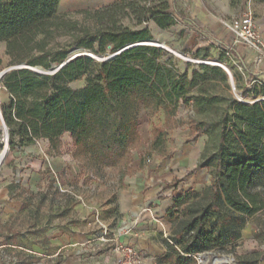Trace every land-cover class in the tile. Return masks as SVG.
Wrapping results in <instances>:
<instances>
[{"label": "trees", "instance_id": "1", "mask_svg": "<svg viewBox=\"0 0 264 264\" xmlns=\"http://www.w3.org/2000/svg\"><path fill=\"white\" fill-rule=\"evenodd\" d=\"M59 3L60 0H0V44H4L9 66L26 63L49 68L66 59L65 48H46L59 15ZM167 8L165 2L159 10L146 12L160 28H168L175 19L163 12ZM151 39L147 28L103 30L95 40L79 42L76 47L88 49L95 56L119 52L113 58L97 61L80 55L51 75L12 69L1 83L12 101L13 118L25 124L33 140H47L50 152L59 154L61 138L69 134L72 158L79 167L76 179L82 172L99 175L107 169L122 177L133 173L130 163L132 151L141 141V110L148 116L161 110L166 123L180 102L190 103L197 114L213 113L214 120L189 121L190 141L216 131L212 154L196 166L207 169L209 183L202 193L185 190L174 196L164 214V220L174 225V230L163 240L165 252L156 260L157 264H196L195 253L238 240L245 216L264 207V193L256 189L259 177H263L264 185V98L248 103L232 96L224 99L203 94V84L212 80L226 82V72L219 66L201 63L200 70L193 69L191 76L181 73L163 48L139 44ZM214 41L237 58L249 79L256 76L246 70L235 47ZM200 51L197 49L193 56H200ZM209 56L206 50L200 57ZM232 74L237 83V72L232 70ZM80 79L83 85L70 86ZM248 94L264 96V83L247 87L243 96ZM1 116L5 124L2 110ZM164 138L163 128L152 129L139 167L146 156L161 151ZM4 241L17 245L13 237H5ZM240 261L259 264L260 259Z\"/></svg>", "mask_w": 264, "mask_h": 264}, {"label": "rangeland", "instance_id": "2", "mask_svg": "<svg viewBox=\"0 0 264 264\" xmlns=\"http://www.w3.org/2000/svg\"><path fill=\"white\" fill-rule=\"evenodd\" d=\"M165 2H167L168 8L163 12L172 15L175 24L168 28H160L146 10L157 11ZM192 2L193 0H60L59 15L54 20L55 25L51 29L52 33L49 35L46 48L53 50L65 48L68 51L72 47H76L79 42L95 40L98 33L103 30L147 28L152 35V39L149 41L165 46L163 49L172 57L179 72L191 76V71L198 69V64L203 62H218L229 70L232 82L229 81L228 75L226 82L212 80L210 83L202 85L203 94L216 95L224 99L232 96L248 103L264 98V96L252 94L243 96L247 90L246 80L249 75L237 58L224 52L214 41L219 40L234 47L230 35L221 22L243 13L247 8L252 10L259 23H264V0H201L208 12L207 18L203 21L194 20V16L191 14ZM198 28L202 32L198 31ZM94 46L96 47V44ZM168 49L172 52H169ZM197 49H201L200 56L206 50L210 56L205 59L200 56L194 57L193 53ZM107 53L106 51L98 57H105ZM242 55L245 53L241 50ZM242 58L245 63V58ZM245 66L247 71L250 70V63H245ZM6 67H9L8 57L4 52V44L1 43L0 71ZM232 70L239 76L237 83ZM83 84V79H80L71 83L70 86L78 88ZM1 91L3 96H9L0 81ZM0 108L3 111L8 133V152L0 166V264H54L49 256L53 251L52 239L58 237V232L66 233L70 227L76 225L77 220L72 212V207L78 202V197L83 203L85 196H104L105 192H101L103 188L108 190L109 196H114L116 189L123 183L122 179L130 177L133 173L135 175L136 170H133L132 166L133 158L134 167L136 166L139 170L152 162L154 164L170 160L177 162L184 151L192 156L191 161L188 165L186 164L185 170H182L178 177H173L170 182L160 181L161 189L155 195L156 198L147 205L151 211L148 213L150 214L149 218L155 223L152 233L149 234L158 247V243L164 244L165 237L172 234L174 230V225L165 223V213H161L166 204L163 200L170 199L172 204L174 196L185 190L191 193L193 191L202 193L204 190V187L199 190L193 189L192 185L195 183L202 185L207 181L206 173H200L201 169L196 166L212 154L216 143V131L200 134L190 141L189 121H210L216 117L213 113L197 114L190 103L180 102L168 123L165 122L161 110L152 116H148L145 110H141L138 115V131L141 141L132 151L130 163L133 173L122 177L111 169H107L99 175H86L85 172H82L80 178L86 177L91 188L89 195L83 192L77 183L72 185L66 183L67 169L65 167L54 171L53 165L48 164L55 162L62 152L67 153L70 150L67 145L61 149L59 154H53L48 149L46 141L33 140L25 124L13 118L10 97H7L4 102L1 97ZM154 127L165 130L164 145L160 152H153L146 156L142 166L139 167V158L149 144ZM102 185L106 186L101 187ZM256 189L264 193L263 177L257 179ZM193 200L191 198V201ZM158 201H161L160 205L157 204ZM155 207L156 210H154ZM142 208L140 213L144 212ZM96 218L98 220L97 216ZM139 219V214H134L120 225H115L113 221L110 226H104L97 221L99 229L94 232V237L90 241L95 243L97 254L100 253L97 248L107 247V251L114 258L112 264H116L118 254L114 247L118 242L134 248L141 258L142 264H150L148 263L150 256L144 255L135 244L122 239V236L136 229ZM156 219H160L163 225H160ZM133 220L134 224H132ZM125 226H128L129 230H121ZM205 229L208 230L209 226H205ZM5 237H13L17 245L2 246ZM157 251L155 249V252ZM206 252L211 253L210 258L214 261H221V257L215 255L232 254L236 264H244L240 260L245 258H259V264H264V207L245 216V224L238 240L227 243L222 248Z\"/></svg>", "mask_w": 264, "mask_h": 264}, {"label": "crops", "instance_id": "3", "mask_svg": "<svg viewBox=\"0 0 264 264\" xmlns=\"http://www.w3.org/2000/svg\"><path fill=\"white\" fill-rule=\"evenodd\" d=\"M192 3L191 14L194 16V20L203 21L206 19L208 12L201 0H193ZM257 24L264 39V23H259L257 20ZM217 26H219V24H217ZM234 47L237 49L240 56L241 50L244 51L245 55H242L241 57H244L245 63L249 64L250 52H247V50L237 45H234ZM256 76L264 83V61L260 64V70ZM1 97L2 102H4L9 96H3L1 91L0 99ZM44 141H46L48 145V141ZM61 142V149L67 145L70 150L67 153L62 152V155L57 157L55 162H49L48 164L53 165L55 169L54 171L65 167L67 169L66 183L71 185L77 183L83 192L89 195V189H91L89 183L87 181L84 182L83 178L76 179V176L79 173V168L71 156L73 145L68 133L63 134ZM61 149L60 152L62 151ZM191 157L192 156L189 153L184 151L180 156V160L177 162H173V160H170L169 162L162 161L157 164L152 162L144 166L142 169L139 168V170L136 166L134 167L133 158L132 166L133 170H136L135 175L133 173L130 177L122 179L123 183L116 189L114 196H109L108 190L103 188L101 192L106 193H104V196H85V201H83V203L80 202V197H78V202L72 207V212L74 213L77 223L70 227L68 232H58V237L52 239L53 251L49 255L51 262L54 264H112L114 258L113 255L107 251V247L97 248L100 251V253L97 254L98 251H95V243L90 242L94 237V232L99 229L97 221L104 226H110L113 221L115 225H120L125 222L130 215L134 216V214H139L140 219L136 229L122 236V239L133 245L135 244L144 255L150 256L148 263L157 264L156 260L164 254L165 246L158 243V247L154 243V240L149 233H152V228L155 226V223L149 218V212L140 213L141 208L148 207L147 205L156 198L155 195L162 187L160 181L165 180L170 182L173 177H178L180 172L185 170L186 164L188 165L191 161ZM200 169V173H206L207 181L202 185L197 183L192 185L193 189L196 190L201 189L209 182L207 169ZM103 186L106 185H102L101 187ZM163 202H166V204L162 209V214H164L167 208L171 205V200L165 199ZM160 203L161 201L157 202L158 205H160ZM154 210H156V207ZM96 216L98 217V220ZM5 245L6 244L2 246ZM155 249L158 251L155 252Z\"/></svg>", "mask_w": 264, "mask_h": 264}, {"label": "built area", "instance_id": "4", "mask_svg": "<svg viewBox=\"0 0 264 264\" xmlns=\"http://www.w3.org/2000/svg\"><path fill=\"white\" fill-rule=\"evenodd\" d=\"M221 23L230 35L232 43L250 52L249 71L256 75L260 70V64L264 61V39L252 10L247 8L243 13L232 16L229 20L222 21ZM247 80V87L261 84V80H259L257 76L250 79L248 78ZM142 210L144 212H151L148 207ZM156 221L158 223L160 222V225H163L160 219H156ZM132 224H134V220ZM121 230L127 231L129 227H122ZM164 236H166L165 233ZM114 249L118 254L116 264H142V260L138 253L131 246L116 242ZM210 254V252L195 253L194 258L196 264H236L232 254L215 255L216 257H225L222 261H214V259L210 258ZM228 257H230L231 263L226 259Z\"/></svg>", "mask_w": 264, "mask_h": 264}, {"label": "water", "instance_id": "5", "mask_svg": "<svg viewBox=\"0 0 264 264\" xmlns=\"http://www.w3.org/2000/svg\"><path fill=\"white\" fill-rule=\"evenodd\" d=\"M139 44L155 45V46H158V47H161V48H164L165 47L163 45L156 44L153 41H145V42H141ZM168 51L169 52H172L170 49H168ZM118 53L119 52H115L113 54L107 53V55L105 57H98V56H95L94 54H92V52L90 50H88V49L81 48V47H72L71 49L68 50L66 59L64 61H62L61 63H59V64H53L49 68H44L43 66H29L26 63H21L19 65L9 66V67H6L5 69H3L1 71V78L7 72H9L10 70H12V69H21V68L29 69L32 72L37 73V74L51 75V74H54L55 72H57L68 61H70L71 59H73V58H75L77 56H80V55L87 56V57L92 58V59H95L97 61H107V60L113 58ZM203 63L204 64H210V65H216V66L221 67L227 73V75L229 76V81L232 82V75L229 72V70L223 64L218 63V62H214V63H212V62H203ZM240 97H242V96H240ZM7 139H8V133H7ZM7 150H8V146H7Z\"/></svg>", "mask_w": 264, "mask_h": 264}, {"label": "bare ground", "instance_id": "6", "mask_svg": "<svg viewBox=\"0 0 264 264\" xmlns=\"http://www.w3.org/2000/svg\"><path fill=\"white\" fill-rule=\"evenodd\" d=\"M179 54V53H178ZM1 71H0V81H1ZM0 120H1V126H0V131H1V135H0V143H3V147L2 149H0V166L2 164V162L4 161V159L6 158L7 155V146H8V139H7V128L2 120V116H1V109H0ZM207 257V256H206ZM225 257H221V261L224 260ZM228 259V262L231 263V259L230 257L226 258Z\"/></svg>", "mask_w": 264, "mask_h": 264}]
</instances>
